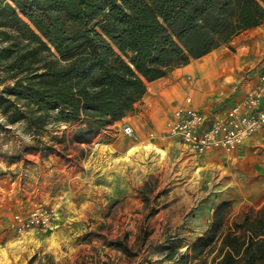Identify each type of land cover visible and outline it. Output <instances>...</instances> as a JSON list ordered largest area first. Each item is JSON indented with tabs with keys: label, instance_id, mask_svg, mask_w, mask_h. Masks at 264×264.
Instances as JSON below:
<instances>
[{
	"label": "rangeland",
	"instance_id": "374dc122",
	"mask_svg": "<svg viewBox=\"0 0 264 264\" xmlns=\"http://www.w3.org/2000/svg\"><path fill=\"white\" fill-rule=\"evenodd\" d=\"M229 46L217 50L228 76L217 84L223 93L214 90L211 98L239 88L243 71L252 68ZM19 106L8 115L0 108V264H171L165 256L184 254L204 236L217 205L226 203L237 213L264 203V132L229 156H198L170 142L161 164H125L119 160L136 146L134 139L116 131L110 145L97 134L77 143V123L50 116L40 126L12 122L11 115L24 110ZM35 208L49 211L51 224L15 231L13 216ZM29 233L38 246L29 242Z\"/></svg>",
	"mask_w": 264,
	"mask_h": 264
},
{
	"label": "trees",
	"instance_id": "16d2710c",
	"mask_svg": "<svg viewBox=\"0 0 264 264\" xmlns=\"http://www.w3.org/2000/svg\"><path fill=\"white\" fill-rule=\"evenodd\" d=\"M264 0H0V108L12 122L77 123L72 140L134 110L147 84L264 21ZM40 126V125H39ZM145 184L141 191L147 188ZM121 247L123 251L125 248ZM171 264H264V203L216 206ZM85 264V263H73ZM101 264H107L102 262Z\"/></svg>",
	"mask_w": 264,
	"mask_h": 264
},
{
	"label": "crops",
	"instance_id": "0c3cea01",
	"mask_svg": "<svg viewBox=\"0 0 264 264\" xmlns=\"http://www.w3.org/2000/svg\"><path fill=\"white\" fill-rule=\"evenodd\" d=\"M232 43L237 50H240V54L246 59V64L252 66L243 71L238 81L239 88L237 86L232 89L226 88L228 91L225 92L224 98L209 97L214 94V90H220V93H223V85L217 84L219 79L223 81L228 76L222 73L227 67L222 61V53L217 52L220 49L218 48L202 58L190 61L187 65L175 68L167 77L148 83L145 94L135 103L134 110L121 120L114 121L107 131L102 130L97 133V136L105 138L107 145H110L112 140L108 139L109 135L117 136L114 132L121 133V126L127 123L136 135L134 145L151 144L166 153L164 144L173 141L160 142L156 137L151 139L148 132H154V136L160 134L172 109L182 104L185 97L191 98V105L194 108L209 114L240 100L256 81L255 74L264 71V21L259 26L235 36L229 45ZM214 52L212 58H205ZM200 59H203V62H196ZM210 153L227 156L221 151Z\"/></svg>",
	"mask_w": 264,
	"mask_h": 264
},
{
	"label": "built area",
	"instance_id": "2783aa9c",
	"mask_svg": "<svg viewBox=\"0 0 264 264\" xmlns=\"http://www.w3.org/2000/svg\"><path fill=\"white\" fill-rule=\"evenodd\" d=\"M256 81L240 100L205 114L194 108L190 97L175 106L170 112L160 134V142L173 141L195 155L201 156L214 151L231 155L251 136L264 132V71L255 74ZM121 133L135 139L132 127L125 123ZM51 224V213L35 208L26 215L15 214L12 227L18 233L31 229H44Z\"/></svg>",
	"mask_w": 264,
	"mask_h": 264
},
{
	"label": "bare ground",
	"instance_id": "6f19581e",
	"mask_svg": "<svg viewBox=\"0 0 264 264\" xmlns=\"http://www.w3.org/2000/svg\"><path fill=\"white\" fill-rule=\"evenodd\" d=\"M165 157H166V153L163 150L157 148L154 145L146 144V145L131 147L129 150L126 151L124 156L119 161H122L125 164H131L139 159L141 160L149 159V162L152 165H158L164 161ZM28 237L30 243H33L36 246L39 245V242H37L33 238L31 233H29Z\"/></svg>",
	"mask_w": 264,
	"mask_h": 264
}]
</instances>
